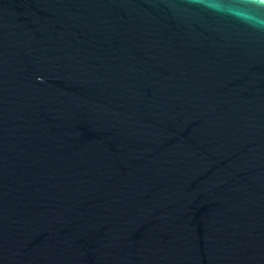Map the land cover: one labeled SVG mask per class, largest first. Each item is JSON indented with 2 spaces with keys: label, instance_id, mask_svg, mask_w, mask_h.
I'll use <instances>...</instances> for the list:
<instances>
[{
  "label": "water",
  "instance_id": "1",
  "mask_svg": "<svg viewBox=\"0 0 264 264\" xmlns=\"http://www.w3.org/2000/svg\"><path fill=\"white\" fill-rule=\"evenodd\" d=\"M0 264H264V0H0Z\"/></svg>",
  "mask_w": 264,
  "mask_h": 264
}]
</instances>
